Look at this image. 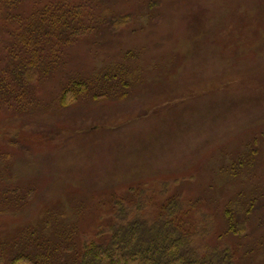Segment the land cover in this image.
<instances>
[{
  "label": "rangeland",
  "instance_id": "obj_1",
  "mask_svg": "<svg viewBox=\"0 0 264 264\" xmlns=\"http://www.w3.org/2000/svg\"><path fill=\"white\" fill-rule=\"evenodd\" d=\"M54 13L81 28L31 97L0 74V264H75L141 191L183 194L201 251L264 264V0H0V72L8 35ZM78 78L108 92L62 102Z\"/></svg>",
  "mask_w": 264,
  "mask_h": 264
},
{
  "label": "trees",
  "instance_id": "obj_2",
  "mask_svg": "<svg viewBox=\"0 0 264 264\" xmlns=\"http://www.w3.org/2000/svg\"><path fill=\"white\" fill-rule=\"evenodd\" d=\"M59 15L54 13L50 18L41 17L42 24L37 27H19L17 34L8 35L12 36V40L4 41L5 46L2 44L8 53V60L1 64L3 70L0 74L4 76L6 73L13 80H18L22 84L20 94L23 96H30L27 81L39 70L50 71L52 64L64 54V47L73 41L74 34L81 28L74 26L73 29L70 28V33L68 30L63 31L56 23ZM129 16L127 14L118 18L125 24V18ZM115 24L119 25L120 22ZM42 28L46 30L41 31ZM2 47L1 50L4 49ZM2 52L4 53V50ZM106 77L108 78V75H104V78ZM119 81L124 85V79ZM116 83L109 84L108 88L117 90L119 87ZM68 85L70 87L62 91V102L68 95L74 98L73 94L75 97L77 94H90L95 92L96 88L94 85V88L92 87L90 79L87 81L81 78L69 82ZM105 85L106 82L102 80L94 93L96 97L106 93ZM183 198L181 193L173 194L167 197L164 203L152 208L146 205L149 198L141 191L131 200L123 198L115 201L113 220H110L104 229H97L98 234L106 236L101 239L94 236L89 241L84 240L75 264H237L234 250L228 244L219 246L209 243L200 250L195 240L208 231L197 220L194 221V218H191L193 216L188 215ZM194 203L198 204V201L191 200V204ZM229 216L230 230L241 233L240 229L244 224H241L239 229L240 220L236 222L232 214ZM41 255L43 257V254ZM16 259L23 260L26 264L36 263L26 255H19Z\"/></svg>",
  "mask_w": 264,
  "mask_h": 264
}]
</instances>
